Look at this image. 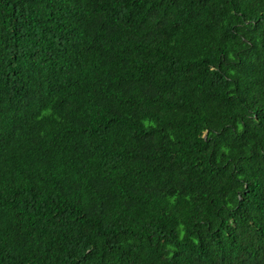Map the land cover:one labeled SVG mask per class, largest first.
<instances>
[{
    "label": "trees",
    "instance_id": "16d2710c",
    "mask_svg": "<svg viewBox=\"0 0 264 264\" xmlns=\"http://www.w3.org/2000/svg\"><path fill=\"white\" fill-rule=\"evenodd\" d=\"M0 264H264V0H0Z\"/></svg>",
    "mask_w": 264,
    "mask_h": 264
}]
</instances>
